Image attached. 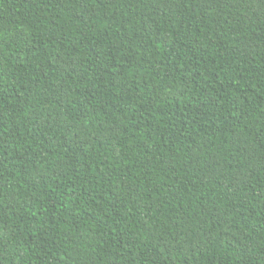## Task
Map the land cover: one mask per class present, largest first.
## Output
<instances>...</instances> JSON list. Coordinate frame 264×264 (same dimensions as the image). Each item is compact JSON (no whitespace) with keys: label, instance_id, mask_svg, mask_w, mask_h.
<instances>
[{"label":"trees","instance_id":"16d2710c","mask_svg":"<svg viewBox=\"0 0 264 264\" xmlns=\"http://www.w3.org/2000/svg\"><path fill=\"white\" fill-rule=\"evenodd\" d=\"M0 264H264V0H0Z\"/></svg>","mask_w":264,"mask_h":264}]
</instances>
